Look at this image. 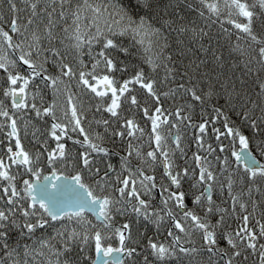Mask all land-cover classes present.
Masks as SVG:
<instances>
[{
	"label": "snow or ice",
	"instance_id": "snow-or-ice-1",
	"mask_svg": "<svg viewBox=\"0 0 264 264\" xmlns=\"http://www.w3.org/2000/svg\"><path fill=\"white\" fill-rule=\"evenodd\" d=\"M223 7L226 21L218 0H0V264H264V0ZM133 113L151 150L129 140Z\"/></svg>",
	"mask_w": 264,
	"mask_h": 264
},
{
	"label": "trees",
	"instance_id": "trees-1",
	"mask_svg": "<svg viewBox=\"0 0 264 264\" xmlns=\"http://www.w3.org/2000/svg\"><path fill=\"white\" fill-rule=\"evenodd\" d=\"M76 0H73V3H75ZM210 2H214V0H210ZM242 2H246L249 4L250 8L253 4L256 3V0H242ZM218 3L220 4V7H221V19L225 20L227 19V9H225L223 7V0H218ZM253 10L254 12L256 13H259L260 12V9L259 7L257 6L256 8L254 9H251ZM233 19H236L238 22H244V18L243 17H239V16H233ZM262 19H264V17H262ZM256 20H255V17H254V28L256 27ZM219 27V23H217L215 26H214V30L215 28H218ZM224 27L225 28H228L229 31L232 33V41L235 42L236 40V35H237V31L236 29H234V27L228 25L226 22L224 23ZM241 42L243 43L244 41L241 40ZM147 45H145L146 47ZM143 51V49H142ZM145 55H147V53H145ZM85 61L87 62V56L84 57ZM133 70L132 69H129V74H131ZM127 75L125 76V78H127ZM2 76H0V82H2ZM138 87V86H137ZM71 92L74 94V100L77 96H80V89L79 87L76 85L75 81H72L71 83ZM51 98V93L49 91L48 95L45 96V100L48 101L50 100ZM81 99H83L85 101V103H95V100L94 99H91L90 97H81ZM60 102L65 106L67 107V103H66V97L65 96H62L60 98ZM94 111V110H93ZM59 114V113H58ZM107 115V114H105ZM133 116L135 118V120L139 123L140 127L144 129V132H143V136L141 137V134L139 132L136 133V136L135 137H130L129 140L131 141V143L133 144L134 147L136 146H139L140 145V141L141 140H144L145 141H148L147 143V146L149 145V136H150V129H151V125L150 123H145V121L143 119H141V117L139 115H136V113H133ZM97 119H99V115L96 116ZM196 119L198 120V116L196 117ZM217 126H220V124L218 123ZM37 127L41 128V130H46L48 127H50L49 125H43V124H37ZM211 127V126H210ZM85 128L86 130H90L91 132H95V131H99L101 133H103V128H100L98 127L94 122H93V112H89L88 113V122L85 124ZM221 130L223 131L224 129L221 128ZM160 133L164 134L166 137L170 134H175V130H171L169 131V129H167L166 127L162 126L160 129H159ZM31 132H32V129L30 128L29 129V135L28 136H25L24 133H23V129L21 131V141L22 143L24 144L25 148L29 151H32L33 150V145L32 143H30V141L32 140V136H31ZM181 136H182V143H181V146L184 147L186 149V152H187V162H188V166H192L194 167V169H196V166L194 164V160H193V153H195L197 151V148H196V145L195 143L193 142L192 140V136H193V130L192 129H189V128H184L183 126L181 127V132H180ZM247 134V133H246ZM67 145L66 147L71 150V153L73 155H75L79 150V146L78 145H74L72 140L70 139H67ZM73 139H82V137H79V136H76L75 134H73ZM221 141L227 145L228 144V141L224 138V137H221ZM208 143H212L213 144V147H216L217 146V142H215L214 140L212 139H208L207 141ZM152 143H153V140H152ZM145 144V143H144ZM49 145L54 148L55 147V142L51 139H49ZM105 146H108V147H111V145L105 141ZM121 147H123V145H121ZM149 147V146H148ZM152 147H153V144H152ZM239 148V145H237V149ZM150 149V148H149ZM147 148V150H149ZM252 150L255 152V147L253 146L252 147ZM201 154H204L203 152H201ZM209 159H212V157H209ZM231 160H234L235 158L234 157H231L230 158ZM111 160L113 163H115L116 161L119 160V156H116V155H113L111 157ZM193 161V163H192ZM175 162L176 164L178 165H183L184 164V160L180 159L179 157H176L175 158ZM138 161L136 159L133 158V164H137ZM191 163V165H190ZM213 164H214V171H216L217 173L219 172L218 168L215 167V161H213ZM101 166L103 167V164H101ZM148 174H152L151 171L149 170ZM226 174V173H225ZM35 177H31V179H33ZM157 199H159V197H157ZM91 218V217H90ZM93 219V222L95 223V220L94 218ZM125 218L123 217H119L117 216L116 219H115V223H116V226L119 227L123 222H124ZM136 234V230L135 228H133V235L135 236ZM118 239V238H114V241ZM160 239H163V237H160ZM195 239H199V237H195ZM118 243H113L112 245L115 246L117 245ZM92 256L93 258H95V253H94V250L92 252ZM253 259H255V257H253Z\"/></svg>",
	"mask_w": 264,
	"mask_h": 264
},
{
	"label": "flooded vegetation",
	"instance_id": "flooded-vegetation-1",
	"mask_svg": "<svg viewBox=\"0 0 264 264\" xmlns=\"http://www.w3.org/2000/svg\"><path fill=\"white\" fill-rule=\"evenodd\" d=\"M161 135H164V134L161 133ZM173 135H175V134H173ZM173 135H172V136H173ZM164 136H165V135H164ZM165 137H166V136H165ZM167 139L169 140L170 145H172V137H171V139H169L168 136H167ZM140 142H141V144L143 145V150H144V151H148V150H147V148L149 149V147L147 146L148 141H145V142H144V140H141ZM144 143H145V144H144ZM152 144H153V148H154V146H155V145H154V138H153V143H152ZM173 147H174V146H173ZM149 150H151V148H150ZM187 155H188V154H187ZM177 157H179V153H177ZM258 158H259V157H258ZM159 163H160V162H159V160H158V161H157V166H158ZM175 163H176V162H175ZM184 163H185V162H184ZM192 163H193V161H192ZM190 165H191V163H190ZM187 166H188V162H187ZM188 167H190V168H192V169L194 170V167H192V166H188ZM156 169H157V168H156ZM159 169H160L159 172L161 173V176H162V175H163V169H162L161 166H159ZM216 174H219V173L216 172ZM159 182H160V181H159ZM159 182H158V183H159ZM231 223H232V226H233V227L236 226V222H235V221H231Z\"/></svg>",
	"mask_w": 264,
	"mask_h": 264
},
{
	"label": "rangeland",
	"instance_id": "rangeland-1",
	"mask_svg": "<svg viewBox=\"0 0 264 264\" xmlns=\"http://www.w3.org/2000/svg\"><path fill=\"white\" fill-rule=\"evenodd\" d=\"M171 137H172V134L168 135V138H169V139H171ZM168 143H169V140H168ZM140 145H142L141 142H140ZM140 145H139V146H140ZM169 145H170V143H169ZM142 150H143V149H142ZM143 151H144V150H143ZM259 158H260V157H259ZM261 162L264 163V159H261ZM159 166H160V163L158 164V166L156 165V168H157V169H156V171H155V173H154L155 176H156V178H157V182H159V181L161 180V178H162L161 173L159 172V171H160ZM145 167H146V166H145ZM189 170H190V175H191L193 169L189 167ZM218 173H219V172H218ZM224 175L226 176L227 174H224ZM217 177H218V179H223V178H224V176H222L220 173L217 174ZM184 187H185V189H187V188H188V184H185ZM112 246H113V245H112ZM113 247H118V244L115 245V246H113Z\"/></svg>",
	"mask_w": 264,
	"mask_h": 264
},
{
	"label": "water",
	"instance_id": "water-1",
	"mask_svg": "<svg viewBox=\"0 0 264 264\" xmlns=\"http://www.w3.org/2000/svg\"><path fill=\"white\" fill-rule=\"evenodd\" d=\"M45 174L50 175V173H45ZM33 180H35V178ZM115 256H116V254H113V257L104 258L103 254H101L102 259H112V258H115Z\"/></svg>",
	"mask_w": 264,
	"mask_h": 264
}]
</instances>
